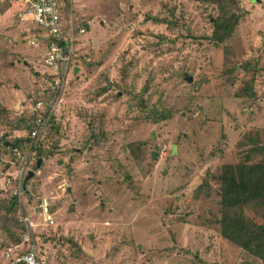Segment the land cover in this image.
<instances>
[{
  "label": "rangeland",
  "instance_id": "rangeland-1",
  "mask_svg": "<svg viewBox=\"0 0 264 264\" xmlns=\"http://www.w3.org/2000/svg\"><path fill=\"white\" fill-rule=\"evenodd\" d=\"M5 2L0 92L14 101L0 99L8 108L0 115V172L8 181L0 200L15 185L3 142L26 137L31 104L49 84L43 48L9 27L17 15L3 14ZM233 10L239 25L216 44L213 4L74 2V26L89 27L75 32L78 72L43 137L42 164L30 169L24 212L14 208L19 228L9 235L0 223V264L12 236L20 243L25 232L23 213L42 222L43 199L53 225L34 226L32 236L47 264H262L223 239L218 224L222 165L245 162L249 152L250 162L264 160V0H235ZM252 77L250 98L241 90Z\"/></svg>",
  "mask_w": 264,
  "mask_h": 264
},
{
  "label": "built area",
  "instance_id": "built-area-1",
  "mask_svg": "<svg viewBox=\"0 0 264 264\" xmlns=\"http://www.w3.org/2000/svg\"><path fill=\"white\" fill-rule=\"evenodd\" d=\"M12 3L13 0H7ZM23 8L17 12V21L26 29L27 45L32 48H43L42 65L49 72V84L44 98L31 104L30 112L36 115L32 128L26 135L27 142L23 149L12 147L6 161L14 169L15 185L11 186V196L16 197L17 212H24L22 201L24 178L37 162V148L40 139L46 136L50 121L55 116L57 104L64 93L68 82L72 79L75 66L72 59L75 51L76 31L86 33L83 27H75L72 17V6L76 0H18ZM166 147L161 154L165 155ZM4 173L0 172L1 189L5 190L8 181L3 182ZM5 187V188H3ZM50 204L43 199L39 205L42 222L34 224L30 217L23 213L21 222L25 232L20 236V243L6 247L1 255L5 264H47L40 255L32 236L34 226L48 227L53 225ZM31 230V232H30ZM27 248L23 250V247Z\"/></svg>",
  "mask_w": 264,
  "mask_h": 264
},
{
  "label": "trees",
  "instance_id": "trees-1",
  "mask_svg": "<svg viewBox=\"0 0 264 264\" xmlns=\"http://www.w3.org/2000/svg\"><path fill=\"white\" fill-rule=\"evenodd\" d=\"M196 1L213 4L217 7L218 14L211 24L212 34L209 39L216 44L230 40L240 22L239 17L233 10L235 0ZM236 69L238 67L233 68V70ZM254 81L255 78L252 77L249 84L243 82L241 95L254 97ZM40 98L44 97L40 95L35 100ZM4 107L3 105L0 106V115L3 113L7 115L8 110L6 109L8 108L5 109ZM35 118L36 115L30 112V122L27 125L28 132L32 128V121ZM54 119L52 118L49 126L52 125ZM161 119H163L162 115ZM42 141L43 138L40 139L37 148V160L42 156ZM4 142L3 146L6 152L10 153L12 147L23 149L27 139L26 137L24 139L17 138L12 142ZM262 149V147L253 148L251 152L260 153ZM249 158L250 152L246 155L245 162L222 165L219 171L217 176L220 207L218 224L223 239L259 259L264 264V160L250 162ZM16 204L17 201L14 196H6V198L0 200V223L9 235H11L12 228H19L17 222L13 219ZM12 241L17 244L19 237L12 236Z\"/></svg>",
  "mask_w": 264,
  "mask_h": 264
},
{
  "label": "crops",
  "instance_id": "crops-1",
  "mask_svg": "<svg viewBox=\"0 0 264 264\" xmlns=\"http://www.w3.org/2000/svg\"><path fill=\"white\" fill-rule=\"evenodd\" d=\"M6 2H5V4H6V7L7 8H5L4 10H2L3 11V14H7L8 13V11H13V13H15L16 15H17V12L20 10V9H22L23 8V5H22V3L21 2H19L18 0H13V2L12 3H9L7 0H5ZM12 13V14H13ZM12 16V15H11ZM7 17V15H2V19H4V18H6ZM17 18V17H16ZM17 20V19H16ZM18 22V21H17ZM14 26H16V27H19V28H21V30L20 31H24L26 28L24 27V26H22L21 24H19V23H17V24H14L12 21H10V24H9V27H11L12 29L14 28ZM8 27V26H7ZM12 29L11 30H8V33H11L12 32ZM7 32V31H6ZM9 96V95H8ZM0 99L1 100H3V101H5V102H9V101H11V99L14 101V96H11V98H9V97H7V96H4V94H2L1 92H0ZM1 100H0V104L1 105H3V104H5L4 102H1ZM24 101V100H23ZM4 106V105H3Z\"/></svg>",
  "mask_w": 264,
  "mask_h": 264
},
{
  "label": "water",
  "instance_id": "water-1",
  "mask_svg": "<svg viewBox=\"0 0 264 264\" xmlns=\"http://www.w3.org/2000/svg\"><path fill=\"white\" fill-rule=\"evenodd\" d=\"M86 29H89V27L86 26ZM77 72H78V68L75 67V68H74V74H76ZM185 79L187 80L188 83H191V82H192V79H191L190 77L185 76ZM151 156H152V158H154L155 153L152 152ZM41 164H42V160H41V159H38L37 162H36L35 168H36V169H39L40 166H41ZM33 176H34V172H33V171H29V172L26 174V176H25V178H24V186H25V184H26L31 178H33Z\"/></svg>",
  "mask_w": 264,
  "mask_h": 264
}]
</instances>
